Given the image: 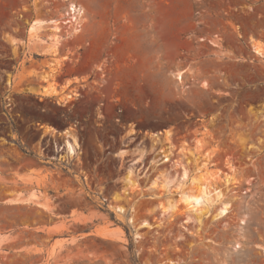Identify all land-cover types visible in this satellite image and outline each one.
Segmentation results:
<instances>
[{"label":"rangeland","instance_id":"374dc122","mask_svg":"<svg viewBox=\"0 0 264 264\" xmlns=\"http://www.w3.org/2000/svg\"><path fill=\"white\" fill-rule=\"evenodd\" d=\"M75 1L82 27L50 50L28 27L68 0H0V264H264V59L247 32L264 0ZM160 147L206 161L231 212H163L181 168L155 166Z\"/></svg>","mask_w":264,"mask_h":264},{"label":"bare ground","instance_id":"6f19581e","mask_svg":"<svg viewBox=\"0 0 264 264\" xmlns=\"http://www.w3.org/2000/svg\"><path fill=\"white\" fill-rule=\"evenodd\" d=\"M84 8V7H83ZM85 10V9H84ZM82 19V18H81ZM44 21H35L31 23V25L28 27L29 34L32 37H38L41 41H45V39H42L39 34L41 31H50L47 32L48 38L46 39L47 44L49 45L50 50H55L58 45L62 44L63 39L65 38L64 36V29L70 32V29H72L71 32L75 33L78 31L79 25L74 24V23H67V21H64L60 18H51L48 22V28L46 29L45 27H42L40 24ZM78 23H80V20H78ZM45 24V22H44ZM66 24V25H65ZM66 26V28H65ZM68 28V29H67ZM251 41L253 42V49L254 51L261 56L264 59V45L263 43H260L259 41L255 42L253 38H251ZM214 44H218L217 41H213ZM179 79H183L182 74H178ZM208 84V83H207ZM46 95H56L59 92L55 90L54 85H50L45 87V89L42 91ZM74 97V95L68 94L66 96L67 99ZM51 130V129H50ZM169 131V130H168ZM67 135H65V140L63 142V147H62V157L63 156H75L78 153V148H79V141L77 134L75 133V129H68L67 130ZM168 133V132H167ZM166 133V134H167ZM172 133L170 132V135ZM154 142L158 143V141L161 139L159 134L152 135ZM151 137V138H152ZM163 138V137H162ZM168 138V137H167ZM166 139V138H165ZM170 139V137H169ZM185 152V151H183ZM182 152V153H183ZM181 150L176 153L174 150H170V148L167 150L166 148L160 147L158 151L155 154L154 157V165L159 166L167 161L172 160V156H176V154H179V158H174L172 161L176 166H180L181 168V179L179 181L178 187H179V192L178 196L176 198H170L168 199V205L167 207L163 210V212L166 211H173L177 212L180 209V202L184 203V207L186 210L189 212V214H193L198 217V220L204 215V213L209 212L211 208L216 209V218H221L227 216L232 209V204L228 201H225L223 191L221 189H218L217 186H215V183L210 180L208 177H206L207 173L205 174L204 169L207 167V162H200L199 161L195 162V166L193 168L188 167V162H183L182 159V154ZM184 155V154H183ZM152 160V162H153ZM196 160V159H195ZM192 163V162H190ZM219 173V172H218ZM208 176V175H207ZM230 176V175H229ZM232 176V175H231ZM127 180L129 183L135 185V180L132 179V169H129L127 171ZM155 182H157L155 180ZM224 183L226 186H231L235 185V182L231 177H226L224 179ZM237 185V184H236ZM35 192V191H34ZM34 192L29 196L26 197L25 199L23 198H12L10 200L12 201H24V202H31L35 201L34 197L35 194ZM37 198V195H36ZM9 199V198H8ZM9 201V200H8ZM39 204V203H38ZM46 204V203H45ZM41 205V203H40ZM42 206V205H41ZM46 208H49V205H44ZM160 207H164L163 204H160ZM119 209L123 210V207L120 206ZM190 218V216H189ZM186 221H188V219ZM132 221H134V218H131ZM142 226H149L153 227L151 223H148V221H143ZM139 235V233H137Z\"/></svg>","mask_w":264,"mask_h":264},{"label":"crops","instance_id":"0c3cea01","mask_svg":"<svg viewBox=\"0 0 264 264\" xmlns=\"http://www.w3.org/2000/svg\"><path fill=\"white\" fill-rule=\"evenodd\" d=\"M262 29H263V31H262ZM247 32H248V34H249V36H251L252 38L254 37L256 40H258V41H261V42H263L264 43V37H263V39L261 40V39H259V37L261 36V35H263L264 36V27L263 28H260V27H252V28H250V29H248L247 30ZM253 38V39H254ZM250 40V39H249ZM250 44H251V42H250ZM245 46V45H244ZM240 50V49H239ZM251 52L253 53L254 51H253V49H252V47L250 48L249 47V49H248V54L247 55H249V54H251ZM255 53V52H254ZM254 55H257L256 53L254 54ZM230 57V56H229ZM242 58H244V57H241V56H237L235 59H242ZM234 59V58H233ZM249 59L250 60H253V58L250 56L249 57ZM256 59V58H255ZM262 59V58H261ZM263 60V59H262ZM66 72L68 71V70H65ZM64 71V72H65ZM76 78H77V73L76 72H67V75L64 77V79H66L67 81L69 80L70 82H72V84L74 85V84H76L77 83V80H76Z\"/></svg>","mask_w":264,"mask_h":264},{"label":"built area","instance_id":"2783aa9c","mask_svg":"<svg viewBox=\"0 0 264 264\" xmlns=\"http://www.w3.org/2000/svg\"><path fill=\"white\" fill-rule=\"evenodd\" d=\"M68 2L64 21H67V23H74L75 25L78 24L81 28L82 25L78 23V20L84 16V8L75 0H68Z\"/></svg>","mask_w":264,"mask_h":264},{"label":"water","instance_id":"95a60500","mask_svg":"<svg viewBox=\"0 0 264 264\" xmlns=\"http://www.w3.org/2000/svg\"><path fill=\"white\" fill-rule=\"evenodd\" d=\"M66 129H67V127L57 128V130H58L59 132H65Z\"/></svg>","mask_w":264,"mask_h":264}]
</instances>
